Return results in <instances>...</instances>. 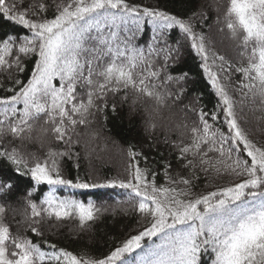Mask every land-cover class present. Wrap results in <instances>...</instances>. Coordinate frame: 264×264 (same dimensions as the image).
I'll use <instances>...</instances> for the list:
<instances>
[{"label": "snow or ice", "instance_id": "6c2138e0", "mask_svg": "<svg viewBox=\"0 0 264 264\" xmlns=\"http://www.w3.org/2000/svg\"><path fill=\"white\" fill-rule=\"evenodd\" d=\"M187 3L0 0V264H264V144L246 127L256 112L264 125V0H213L214 18ZM185 50L211 109L174 74ZM125 105L156 157L129 144L122 175H81ZM61 189L124 190L135 223L96 249L85 237L115 208Z\"/></svg>", "mask_w": 264, "mask_h": 264}, {"label": "trees", "instance_id": "16d2710c", "mask_svg": "<svg viewBox=\"0 0 264 264\" xmlns=\"http://www.w3.org/2000/svg\"><path fill=\"white\" fill-rule=\"evenodd\" d=\"M131 3L140 4L142 6H159L165 7L171 6L170 0H130ZM213 0H188V3L182 5L181 7L191 14L192 12H198L201 8L209 14L210 17L214 18V11L209 7ZM198 19V18H197ZM211 19L207 20L205 23H211ZM207 31V28H204ZM151 31V25L146 26V33L144 39H147ZM171 41L175 42L179 38V30H170ZM144 39L138 41V43L143 44ZM216 50L221 55H226L227 58H235V54L231 52L228 48V42L225 40L223 44H218ZM200 60L195 57V53H188L185 50V54L181 59L180 63L175 66L174 74L176 72H188L189 76L192 78V83L190 87V95L201 94L202 98L200 103L205 105L207 109H211L216 103L217 98L215 96L214 90L212 89L208 77L204 74L203 70L199 67ZM131 99L129 100V103ZM259 112L254 115L249 114L248 124L246 125L249 135L257 143L264 144V133L259 131L260 127L264 125L260 124L256 117L260 116ZM97 125H93V128ZM105 137H110L107 145L103 143L97 144L93 142L90 146L97 148L100 152V159L95 158V155L91 159L84 158L81 160L82 167L80 169L81 175L86 171H91L95 169V174L99 176L116 177L123 174L125 167L126 157L121 153L120 148H127L129 144L137 146V150H143L145 155L150 158L156 157L157 153L155 150L149 149V142L145 139L146 133L143 131V125L140 117L132 112L128 105H125L123 110H118L116 113H108V121L105 125V131L103 132ZM175 139V135H173ZM112 141H115L113 145ZM83 145H81V148ZM78 148L77 150H81ZM159 151L166 152L163 145L159 146ZM83 155V153H82ZM71 175L76 174V169L72 168L71 163L67 164ZM200 183H205L203 176H201ZM47 190L46 188L44 189ZM121 189H86V190H58V194L64 195H75L78 199L87 201L88 199H93L97 203L102 200L106 201L107 204L115 208V211H109L102 217L101 221L93 226L94 239L89 240L85 237V242L91 243L92 246L99 250H106L108 243L113 238H123L127 235L129 227L134 225L135 219L129 205L118 204L117 201L125 200V196L119 193L123 192ZM109 197H112L111 199ZM67 231V230H65ZM56 239H63L57 237ZM71 241H77L78 237L74 234L70 237ZM55 242V241H53ZM64 243H68L69 240H64ZM73 246H77L73 244Z\"/></svg>", "mask_w": 264, "mask_h": 264}]
</instances>
